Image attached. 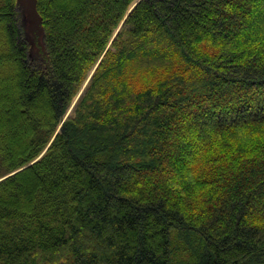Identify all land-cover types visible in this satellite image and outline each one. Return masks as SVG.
Masks as SVG:
<instances>
[{
    "label": "trees",
    "instance_id": "1",
    "mask_svg": "<svg viewBox=\"0 0 264 264\" xmlns=\"http://www.w3.org/2000/svg\"><path fill=\"white\" fill-rule=\"evenodd\" d=\"M134 1L0 0V264H264L261 0Z\"/></svg>",
    "mask_w": 264,
    "mask_h": 264
},
{
    "label": "rangeland",
    "instance_id": "2",
    "mask_svg": "<svg viewBox=\"0 0 264 264\" xmlns=\"http://www.w3.org/2000/svg\"><path fill=\"white\" fill-rule=\"evenodd\" d=\"M19 2H20V13H21V15H22V17H23V21H24V28H25V33H26V37H27V39L30 41V42H34L35 41V36H36V31H38V30H36L37 29V27L39 28V21H40V19L36 16V14L31 10V9H28L27 7H26V5H25V2L23 1V0H19ZM259 8L261 9V11H262V16L264 17V0H261L260 2H259ZM254 30H256V29H254ZM254 30H253V32H251V33H255L254 32ZM257 30H259V27H258V29ZM36 42V41H35ZM37 42H36V45L34 44L33 45V48H32V55L34 56V55H36V53L38 52V50H37ZM93 70V69H92ZM91 70V71H92ZM91 71H89V73L91 72ZM88 78H89V74H88V76H87V78H86V80L83 82V84H82V86H81V88H80V90H79V92L77 93V95L74 97V99H73V102L70 104V106L68 107V109H67V111H66V114L64 115V118H65V116L68 114V115H72L73 113H74V111H75V109H76V106H77V103L79 102V100L82 98H80L79 99V95H80V93L85 89V87H86V83H87V81H88ZM85 86V87H84ZM225 121H227V120H230V118H225L224 119ZM200 125L201 126H207V124L209 123V121H207V119L206 118H202L201 120H200ZM190 131V132H189ZM188 131V133H186V134H184V139H186V138H189V137H191V135H192V133H193V130L192 129H190Z\"/></svg>",
    "mask_w": 264,
    "mask_h": 264
},
{
    "label": "water",
    "instance_id": "3",
    "mask_svg": "<svg viewBox=\"0 0 264 264\" xmlns=\"http://www.w3.org/2000/svg\"><path fill=\"white\" fill-rule=\"evenodd\" d=\"M23 1L25 2L26 7H27L28 9H31V10L36 14V16L38 17V14H37L36 11H35V2H36V0H23ZM139 1H140V0H135L134 3L131 5V7H130V9H129L127 15H126V17H125L124 20L122 21L120 27L117 29V31H116V33H115L113 39L116 38V36L118 35L119 31L121 30V28L123 27L124 23L126 22L127 17L129 16V14L132 12V10L134 9V7L137 5V3H138ZM38 18H39V17H38ZM113 39H112V40H113ZM98 64H99V63H98ZM98 64H97V65L94 67V69L89 73V78H88V81H87V83H86V87H87V85L89 84V82H90V80H91V78H92V76H93V74H94V72H95V70H96ZM86 87H85V89L80 93V95H79V99L83 96V94H84V92H85V90H86ZM69 116H70V115L67 114V115L65 116L64 119H67ZM44 153H45V151H44V152H43V153H42V154H41L36 160H38L39 158H41V157L43 156ZM36 160H35V161H36ZM33 162H34V161H33ZM18 170H20V169H18ZM18 170H16V171H14V172H12V173H10V174H8V175H6V176L0 178V180H2L3 178H5V177H7V176H9V175H11V174L17 172Z\"/></svg>",
    "mask_w": 264,
    "mask_h": 264
},
{
    "label": "bare ground",
    "instance_id": "4",
    "mask_svg": "<svg viewBox=\"0 0 264 264\" xmlns=\"http://www.w3.org/2000/svg\"><path fill=\"white\" fill-rule=\"evenodd\" d=\"M85 87V86H84ZM86 91V90H85ZM85 93V92H84ZM84 95V94H83ZM70 117V116H69ZM63 120H66V119H63ZM59 130H60V128H59ZM59 130L57 131V132H59Z\"/></svg>",
    "mask_w": 264,
    "mask_h": 264
}]
</instances>
